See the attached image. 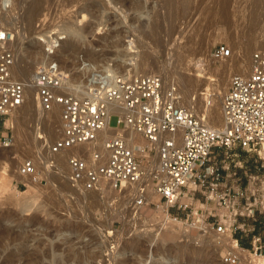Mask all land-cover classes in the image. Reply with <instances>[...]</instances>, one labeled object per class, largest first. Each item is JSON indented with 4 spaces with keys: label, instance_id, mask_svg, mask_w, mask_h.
I'll use <instances>...</instances> for the list:
<instances>
[{
    "label": "rangeland",
    "instance_id": "1",
    "mask_svg": "<svg viewBox=\"0 0 264 264\" xmlns=\"http://www.w3.org/2000/svg\"><path fill=\"white\" fill-rule=\"evenodd\" d=\"M6 3L3 4L0 0L2 32H8L13 37L25 33L26 41L34 31L39 30L37 25L41 20H44L43 24L47 27L44 30L47 33L56 24L72 26L76 23L75 17L80 19L84 15V21L87 22H82V26L83 23L85 26H81L80 30L84 41L69 51L83 55L85 60L94 58V55H101L100 58L111 55L119 48L118 43L125 41L129 35L135 41L137 60H146L150 67L159 72L157 75L163 82L161 69L172 73L173 65L178 64L173 61L176 59L173 56L180 54L176 55L179 57L176 61L183 65L180 72L195 74L202 81L203 77L207 81L206 86H195L191 90L189 98L195 101L197 98L198 102L202 99L200 94L206 92L207 88L210 89L207 91L208 96L218 95L212 81L215 75L207 70V64L213 70L226 63L237 64L242 51L247 53L250 64L254 54L259 53L264 57V8L257 5L255 7L254 0H10V4ZM95 24L100 29L98 34L92 35L91 26ZM219 44L226 45L231 50L230 57L233 61L212 58L211 52ZM11 49L15 52V47ZM72 52H67L69 55L60 59L62 66L67 65L68 72L69 65L73 62L72 55L75 54ZM170 62H173L172 66ZM17 69L18 64L14 63V78L18 80ZM249 69L250 65L243 74H248ZM144 71L140 70L139 73ZM33 73L34 71L29 74L28 79ZM233 74L229 72L225 76L219 100ZM169 78L167 80L172 82L173 78ZM168 85L165 91L170 87ZM176 93L179 91L176 90ZM32 96L33 108L34 105L38 106L36 111L39 110V115H34L33 123L25 125L19 121L20 136L17 133L15 135L16 128L10 117L4 119V124L0 127V138H9L8 147L0 145V183H6L0 189V231H9L2 240L8 250L13 249L10 236L19 232L22 226L25 247L17 250L16 254H27L37 245L41 251L34 253L42 258L43 264H48L52 253H67L69 256L68 253L72 254L71 251L74 250H78L80 255L91 252L93 260L91 258L81 264H224L222 258L228 252L239 256L236 264H245L246 259H251L252 253L239 250L229 232L219 234V237L209 221L203 219L202 223L199 213L188 218L180 216L174 222L165 219L164 211L156 209L158 196L152 192L148 180L143 183V191L138 195L149 199L140 206L135 205L137 195L131 203V197L129 200L124 198L123 192L112 189L105 181H101L94 191H85L79 184V187L75 186L68 177L67 154L58 159L59 157L55 158L49 152L60 131L59 110L54 108L42 111ZM215 102L218 103L217 106L220 104L217 99ZM218 107L220 115V105ZM197 111L199 112L197 108L191 110L198 116ZM109 126L113 129L116 127L114 116L110 118ZM211 127L214 128L212 125ZM93 147L94 145L84 148L83 157L86 160L89 158L87 150L90 152ZM258 152L264 161V149H256V153ZM75 153L73 150L72 154ZM154 155V152L148 154L147 151L144 157L149 156V163L157 165ZM27 160L36 161L39 170L41 167L46 169L40 175L38 187L27 186L25 182L14 178L20 164ZM146 161L142 158L144 164L148 163ZM244 178L246 186V177ZM100 187L106 191L102 193ZM111 189L113 192L109 191ZM32 195L35 196V206L28 210L26 204ZM126 201H130V204L125 205ZM243 202L240 200L237 203ZM210 207L213 214L210 218L214 221L223 216L229 217L230 211L226 207ZM203 216L206 215L203 213ZM201 226L203 231L200 234ZM156 229L159 231L156 232ZM64 237L68 238L67 243L62 240ZM121 253H124L123 256L118 257ZM40 254L43 256H39ZM3 256L4 254L0 255V260Z\"/></svg>",
    "mask_w": 264,
    "mask_h": 264
},
{
    "label": "built area",
    "instance_id": "2",
    "mask_svg": "<svg viewBox=\"0 0 264 264\" xmlns=\"http://www.w3.org/2000/svg\"><path fill=\"white\" fill-rule=\"evenodd\" d=\"M44 20L37 25L45 32ZM63 25L56 24L49 31L44 46L51 59L41 65L31 79L36 100L42 111L59 110L60 133L50 146V154L75 149L67 157L68 177L80 184L85 191L93 190L101 181L108 182L114 190H125L139 185L145 179L158 196L156 209L164 210L165 219L177 221L200 214L203 223V206L192 208L196 198L212 203L215 208L226 207L229 217L218 218L211 227L220 235L239 229L238 219L253 218L255 213L264 215V164L255 172H247L246 186L242 189L222 190L223 180L213 163V149L228 152L238 147L247 152L264 149V57L254 54L248 74H233L220 100L222 124L219 128L205 125L203 117L194 115L176 103L175 87L163 91L159 75L116 77L114 83L105 77L93 78L92 86L85 94L79 91L77 73L67 72L55 57L59 44L65 40ZM51 37H53L51 39ZM13 35L0 32V127L4 119L20 108L25 86L13 76L14 53L9 44ZM231 50L223 44L211 52L214 60H225ZM116 118V127L126 129L141 137L152 147L157 165L142 156L145 150L133 147L121 136L104 139L100 146L83 157L81 146L91 144L110 118ZM111 128V127H110ZM0 145L8 147L9 138L1 137ZM79 147V148H78ZM258 154V153H256ZM145 158L148 163H143ZM146 161V162H147ZM20 177L35 181L33 160L24 161L18 168ZM41 181L39 180L38 183ZM243 200V203H237ZM145 204V197L136 196V206ZM205 211L213 217L212 207ZM174 215H171V213ZM236 246L252 255H264V244L257 235L250 237V248ZM224 264H236L239 256L228 252Z\"/></svg>",
    "mask_w": 264,
    "mask_h": 264
},
{
    "label": "bare ground",
    "instance_id": "3",
    "mask_svg": "<svg viewBox=\"0 0 264 264\" xmlns=\"http://www.w3.org/2000/svg\"><path fill=\"white\" fill-rule=\"evenodd\" d=\"M9 1L10 0H1V2L3 4H5L6 2L9 3ZM254 3H255L254 4L255 7L258 6V7L264 8V0H254ZM35 5H37V4L35 3ZM252 5H253V3H252ZM26 8H25V10H26ZM32 8H29V9H32ZM12 10H14V9H12ZM34 15H35V13H34ZM77 17H79V16H77ZM75 19H76V23L77 24L76 23L72 24V26H67V25L64 26L63 25V28H64L63 32L65 33V40L62 41L59 44L57 52L55 53L56 54L55 57H58V58L60 57V59L63 58V56H66L68 54L67 52H69V53L72 52V51H69V50H71V49L73 50V47L77 46V44L79 45L81 42L84 41V36L80 33V30L82 29L83 26H85L84 23H83V26H82V22L84 20H86L85 16L82 15L80 19L75 17ZM74 22H75V20H74ZM84 22H87V21H84ZM91 29L92 30L90 31V33L92 35L93 34L95 35V34H98L100 28H99V25L95 24L94 26H91ZM2 30H3V28L2 29L0 28V32H2ZM45 32H42V31H39V30L38 31H34L32 33V35H31L30 39L27 40V41H26L27 35L25 36L24 35L25 33L24 34L15 35L13 37V39H12V42H10V44H9L10 48L15 47V52H13V53H14V63H15V65L18 64V69H17V76H19L18 77V81L22 82L24 84V86H25L23 103L20 106V108L17 109L15 112H13L12 115L10 116V118L12 120V123L15 125V128H16L15 129L16 130V132H15L16 136H17V134L20 136L19 121H21V123H23L25 125L29 124L30 122L33 123L34 122L33 118L35 117L34 115L39 113L38 112L39 110L36 111L38 106L36 107L34 105V108H35V110H34L33 103L31 102V95H33L34 97L33 96L32 97L34 99H36V91H35L34 87L32 86V83H31V79H32L31 77L33 75L30 76V79H28V77H29V74L32 73V71L35 72L41 65H44L45 63H47L51 59L49 56H46V54L44 52V46L40 42V40H42V41L46 42V46L47 47L49 46V42L46 39V36H47V34H49V32H47V33H45ZM15 34H17V33H15ZM128 36H127V39L125 41H122V43H118L119 48L117 50L113 51L111 53V55L109 54L110 56L106 55L107 57L106 56L104 57V55H103V57L100 58L99 56H101V55H99L98 57L96 56L97 57L96 58L94 53H93V55H94L93 57L94 58H90L88 60L87 59L85 60L83 58V55L80 56L78 53H75V51L72 52L73 54L74 53L75 54L72 55L73 62H72V64L69 65L70 66V72L71 73H77V77L76 78H77L78 83H79V91L81 92L82 95H84L86 90L89 87L92 86V83L94 82L93 78H96V77H99V76L101 78H105L106 77L110 81V83H114V80H115L116 77L128 78V77H137V76H143V75H148V74H157V73H159L153 67H150L149 63L146 60H137V55L138 54H137L135 43H134L135 41H133V39H131ZM122 37H124V36H122ZM52 38L53 37H51V39ZM113 41H112V43H113ZM178 42H181V40L178 41ZM182 42H183V40H182ZM114 44H115V41H114ZM76 48H74V49L76 50ZM182 51L184 52V50H182ZM98 54H96V55H98ZM176 55L177 54H175V56H173V57H175L176 59L179 58V57H176ZM179 55H177V56H179ZM230 56H229V58H227V60H229V62H230V60L232 58ZM173 57H171V58H173ZM65 58H63V59H65ZM176 59L173 60V61L175 63H178V64H177V66L173 65V67H172V71L173 72L172 73H169V72L165 71V69L164 70L161 69L163 71V72L161 71V73H163L162 77H163V80H164L163 81V91H165V87H166L167 84H169L168 86H170V87H175V90L179 91V93H176L178 95L177 96V100H176L177 105L185 107V108H187L190 111L193 108H197V110H199V112L197 111L198 112L197 115H198V117H203L204 118L206 126L212 128L211 127V125H212L214 128H218L219 124L220 125L222 124V120H221V116L219 115V111H218V109H219L218 106L220 104L217 106L218 103L215 104L216 103L215 100L217 99L218 102L220 103L221 98L219 100V95H221L222 92H219V91H223L221 88L223 87L225 76L229 72H233L234 74H241L242 75L245 71H247V69L249 68V65H250L247 53L245 51H242V53L240 55V58H239V61H238L237 64H234L233 62L232 63H228V64L226 63L225 65L219 66L215 70H213L211 68V66L207 64V70L209 72L211 71L212 74L215 75V78L212 81L214 82V86H215L214 90H216L218 92V95L215 96L214 94L211 95L209 93L210 95L208 96L207 91L209 92L210 89L206 87L207 88V89L205 88L206 92H204L203 94H200V97H202V99L200 98V101L204 100V103L202 101L201 102L199 101L200 102L199 103L197 101L196 97H195L196 101L193 98H189L190 97L189 95H190L191 90L193 89V87H195V86H201L202 87L203 85L206 86V84H207L206 79L203 77V81H202L195 74L194 75L193 74H189L188 72L187 73L184 72L185 73L184 74L183 72H180V71L183 70V67H182L183 65H182V63L179 64V62L176 61ZM184 59L186 60L187 58L185 57ZM231 61H233V60H231ZM197 63H199V62H197ZM65 64H67V63H65ZM169 64H171V62ZM172 64H173V62H172ZM172 64H171V66H172ZM205 64H206V62H205ZM201 65L202 64H200V66ZM64 66H61V67L64 68L68 72L67 67H66L67 65L65 66L66 68ZM140 70H145V71L140 74L139 73ZM13 76H14V66H13ZM169 77L173 78L172 82L167 80V78H169ZM15 79L17 80V78H15ZM166 80L168 82H166ZM208 84H210V83H208ZM170 87H168V88H170ZM176 87H177V89H176ZM168 88H167V90H168ZM180 91H183V93H180ZM36 102H37V100H36ZM34 111H36V112H34ZM59 122H60V118H59ZM59 133H60V131H59ZM115 136L123 137L127 141V143L129 145L133 146V147H141L142 149L145 150V153L147 151L151 150L152 147H154V146H151L149 143H147L145 140H143L141 137H139L138 135L134 134L133 132H131L129 130L121 129V128H114L113 129V128L108 127L107 124H106L105 127L98 133L97 139L93 143L87 144V145H83V146H81V148H83L82 150H84V148L89 147V146H93V145L94 146L96 145L98 147V146H100L101 142L104 139L109 138V137H115ZM73 150H75V149L67 150L65 152H60L59 154L52 155V156L55 157V158L59 157L58 159H60L64 155L67 154L66 155V161H67V157L72 154ZM8 151H9V149H8ZM145 153L142 154V156H145ZM154 160H156V157L154 158ZM33 162H34V166H35V176H36L34 182L32 180H30L28 177H20L19 176V171H17L16 173L15 172H13V173H15L14 178H16V180H21V181L25 182L27 186L38 187L39 186L38 181H39L40 175L46 169H45V167L44 168L41 167V170H39L38 167H37L38 163H36V161H33ZM156 162H157V160H156ZM146 180L147 179H145L139 185H134V186H131V187H127L125 190H120V192H123V197L125 196L124 198L128 199L129 197H131L130 200H131V203H132V202H134L133 200L135 199V196L140 194L143 191V187H144L143 183ZM75 186H78V185L76 184ZM99 190L102 193H104L106 191V189L101 188V187H100ZM97 191H98V189H97ZM97 191H95V192H97ZM100 191H98V192H100ZM109 191L113 192L112 189L109 190ZM90 192H92V191H90ZM121 195H122V193H121ZM121 199H122V196H121ZM148 199H149V197L148 198L145 197V204L147 203ZM129 202L126 201L125 205H126V203L130 204ZM34 206H35V196L32 195L30 200L26 204V208L29 210V209H32V207H34ZM113 208H112V210H113ZM125 209H127V208H125ZM169 220H171V219H169ZM172 222H174V221H172ZM202 226L200 228L201 229L200 234L203 231V227ZM204 229H206V228L204 227ZM19 230L20 231L17 232L15 235L10 236L9 240H10V245L13 246L12 250H8V246L2 244V240L5 239V237H6L5 234L6 235L9 234L8 229H5L4 231H0V241H1L0 242V255L4 254L3 258L0 260V264H43L42 258L38 257L34 253V252H37V251L38 252L41 251L40 248L37 247V245H35V248H33L32 251L27 253V254H16L17 250L19 251L20 248L25 247V239H24V237L21 234V232H22L21 230H23L22 226L20 227ZM159 230L156 229V232L159 231ZM217 235L219 236V234H217ZM153 237H154V235L151 236V239ZM67 239H68L67 237H64L62 240L67 243L68 242ZM68 248H69V246H68ZM179 248H181V247H179ZM234 248H236V247H234ZM71 249H72V247H71ZM66 251H68V250H66ZM77 251H75V250L71 251L72 254L68 253V254H70L69 256H67V253H66V255H64L62 253L60 254V252H59V254L52 253V256L49 259L48 264H81L83 262L84 263L88 262L92 258V257H90L92 255L91 252H87V253L84 252V254L81 253L82 255H80V253H78ZM61 252H63V250ZM123 254L124 253H121L120 255H118V257L123 256ZM41 255L43 256V254H40L39 256H41ZM245 257H247V255ZM256 257H258V258L255 259V256L252 255L251 259H249L248 261H247V259L245 260V264H264V255L256 256ZM159 259L161 260V258H159ZM92 260H93V258H92Z\"/></svg>",
    "mask_w": 264,
    "mask_h": 264
},
{
    "label": "crops",
    "instance_id": "4",
    "mask_svg": "<svg viewBox=\"0 0 264 264\" xmlns=\"http://www.w3.org/2000/svg\"><path fill=\"white\" fill-rule=\"evenodd\" d=\"M213 163L218 168L222 180L224 181L222 190L229 188L232 190L242 189L245 186L244 175L247 172H255L260 164H264L261 158V153L247 152L238 147H234L228 152H224L220 149H213ZM5 182L0 183V189L4 188ZM201 198L200 195H196V198ZM196 198L192 199L191 206L196 209L203 206V213L210 210V206H214L212 203L205 202L203 204ZM203 219L209 221L210 224L215 221L207 216H203ZM239 229L233 231L232 236L237 240L238 244L242 248H250V237L257 235L261 242L264 244V215L255 213L253 218H239Z\"/></svg>",
    "mask_w": 264,
    "mask_h": 264
},
{
    "label": "trees",
    "instance_id": "5",
    "mask_svg": "<svg viewBox=\"0 0 264 264\" xmlns=\"http://www.w3.org/2000/svg\"><path fill=\"white\" fill-rule=\"evenodd\" d=\"M240 245V244H239ZM241 246V245H240ZM242 247V246H241ZM248 249V248H247Z\"/></svg>",
    "mask_w": 264,
    "mask_h": 264
}]
</instances>
